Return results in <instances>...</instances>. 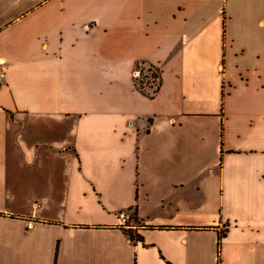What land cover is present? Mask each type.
Instances as JSON below:
<instances>
[{"label": "crops", "instance_id": "0c3cea01", "mask_svg": "<svg viewBox=\"0 0 264 264\" xmlns=\"http://www.w3.org/2000/svg\"><path fill=\"white\" fill-rule=\"evenodd\" d=\"M0 62V264H264V0H0Z\"/></svg>", "mask_w": 264, "mask_h": 264}, {"label": "built area", "instance_id": "2783aa9c", "mask_svg": "<svg viewBox=\"0 0 264 264\" xmlns=\"http://www.w3.org/2000/svg\"><path fill=\"white\" fill-rule=\"evenodd\" d=\"M134 80L139 87H144L148 90L155 91L158 87L157 71L150 67L138 66L134 71ZM5 73L3 72L2 64L0 62V85L3 83Z\"/></svg>", "mask_w": 264, "mask_h": 264}, {"label": "trees", "instance_id": "16d2710c", "mask_svg": "<svg viewBox=\"0 0 264 264\" xmlns=\"http://www.w3.org/2000/svg\"><path fill=\"white\" fill-rule=\"evenodd\" d=\"M154 91H152L153 93ZM127 235L129 236V238L133 241H141V238L138 235L132 234L131 231L127 232ZM217 264H219V259H217Z\"/></svg>", "mask_w": 264, "mask_h": 264}, {"label": "rangeland", "instance_id": "374dc122", "mask_svg": "<svg viewBox=\"0 0 264 264\" xmlns=\"http://www.w3.org/2000/svg\"><path fill=\"white\" fill-rule=\"evenodd\" d=\"M135 86L137 89L141 90V91H148L149 93H152L150 90L144 88V87H139L136 83H135Z\"/></svg>", "mask_w": 264, "mask_h": 264}]
</instances>
